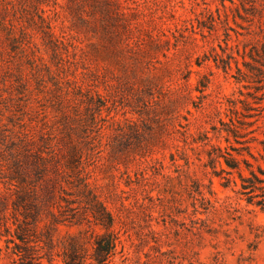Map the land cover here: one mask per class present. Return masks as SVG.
Instances as JSON below:
<instances>
[{"label":"trees","instance_id":"1","mask_svg":"<svg viewBox=\"0 0 264 264\" xmlns=\"http://www.w3.org/2000/svg\"><path fill=\"white\" fill-rule=\"evenodd\" d=\"M92 1L93 26L105 38L101 47L96 44L97 50L116 56L129 51L134 58L133 72L140 71L139 108L132 110L133 115L116 119L125 139L107 148L103 147L101 135L106 124L100 122L115 116L111 109L104 115L108 103L100 89L65 81L46 62L47 77L39 70L34 71V78L24 73L11 75V68L0 74V264H48L46 259L50 264H60L57 255H62L66 264H110L121 238L116 224L122 221L125 228L126 223L109 205L115 198L98 190L92 178L97 170L104 171L113 164L131 189H142L156 200L159 196L144 182L155 173L151 172L154 164L164 169L169 166L163 158L153 155L158 141L171 149V161L178 166L191 168L197 159L214 168L226 163L229 168L215 169V173L238 185L237 171L242 186L234 189L248 195V204L264 211V138L257 135L264 132L260 123L264 109V0H231L233 4L221 0L217 14L207 2L201 10L204 18H197L194 32L188 35L197 43L201 39L204 46L209 45L196 60L200 66L213 60L219 73L235 78L233 95L215 93L214 108H209L211 102H197V97L212 94L205 93L212 79L200 78L194 83L192 73L202 71L194 69L193 63H188L187 74L180 76L176 84L166 78L172 71L169 63L175 54L167 49H178L181 44L179 22L174 26L166 22V26L143 27V32L137 33L136 27L124 20L118 24L113 0ZM36 10L40 14L35 23L43 30L45 44L56 63L64 34L56 30V24L45 14L46 8L38 5ZM195 14L198 17L199 13ZM231 20L242 27H235V43L231 42ZM0 29L6 31L13 48L25 39L40 49L27 22L18 25L5 14ZM208 68L215 73L212 64ZM2 70L0 63V73ZM195 89L201 94H195ZM33 101L42 103L34 105ZM145 114L158 122L157 127L148 126L151 139L143 131ZM167 119L170 127L161 122ZM196 122H200V127L194 130L192 125ZM99 130L97 134L95 131ZM219 136L225 137L228 144L223 145L221 138L214 140ZM256 141L262 144L260 155L253 151ZM105 152L111 157L107 159ZM134 160L138 164L133 167L130 161ZM243 165L250 174H244ZM206 211L194 204L192 214L203 219L199 213ZM84 224L88 227L83 233L70 234L62 252L55 251V237L62 225ZM96 227L101 231L95 235L93 252L88 253L85 232Z\"/></svg>","mask_w":264,"mask_h":264},{"label":"rangeland","instance_id":"2","mask_svg":"<svg viewBox=\"0 0 264 264\" xmlns=\"http://www.w3.org/2000/svg\"><path fill=\"white\" fill-rule=\"evenodd\" d=\"M113 1L115 12H118L119 16L118 24L120 25V20H124L136 27L137 33L143 32V27L161 24L166 26V22L171 26H174L175 22L180 23L183 32L179 34L180 47L176 49L172 46L170 50L167 49L170 54L175 52L169 63L172 71L166 75L170 83L176 84L180 76L187 74L188 63H193L194 69L202 71L192 73L191 80L194 83L200 78L212 79L205 90V93L212 94L197 97V102L206 104L211 102L209 108H214L212 99L215 93L233 95L236 87L235 78L233 76L228 78L224 73H219L213 60L200 66L196 60L198 56L205 54L209 45L204 46L203 40L200 39L197 43L188 36L194 32V23H198L197 18H204L201 10L207 2L217 14L216 8L221 4V0ZM226 2L233 4L231 0ZM38 5L47 9L45 14L49 15L56 24V30L64 34V41L60 44L61 56L57 64L52 61V50L45 44L43 30L35 23L39 20L40 13L36 10ZM195 11L199 13L198 17ZM5 14L6 18H12L18 25L27 22L40 49L25 39L15 49L6 31L0 29V63L3 64L0 74L11 68L9 71L11 75L24 73L34 78V71L39 70L47 77L45 64H52L65 81L93 86L103 92V100L108 103L103 113L107 115L111 109V115L115 116V118L109 116L100 122L106 124V128L101 133L103 147L111 148L112 143L125 139L121 135L122 125L116 119H124V114L133 115L134 108H139L137 82L140 71L133 72L134 58L129 51L123 56H116L103 54L97 50L96 44L99 43L101 47L105 38L93 26L95 19L93 1L11 0L8 3L0 0V20H3ZM239 20L247 24L243 19L239 18ZM231 25L234 27L230 28L233 35L231 42L235 43L237 39L235 27L240 29L242 27L234 20H231ZM196 34L202 36L201 33ZM223 44H226L225 40ZM240 46L242 47L243 44ZM219 48L221 49L220 46ZM209 64H212L215 73L210 71ZM234 72H237L236 68ZM243 89L248 91L246 87ZM194 93L201 94V91L195 89ZM241 96L246 95L241 94ZM40 103L32 102L34 105ZM262 105L264 106V100ZM140 106L142 107V103ZM189 106L196 110L193 103ZM255 106H258V103ZM259 108L261 109L262 106ZM184 111L187 113L185 109ZM261 111L263 115L260 123L264 129V109ZM144 116L146 124L144 135L151 139L152 134L148 126L152 124L157 127L158 122L152 120L148 114ZM225 118L228 119L227 116ZM161 122L171 126L170 119ZM219 124L221 125L220 122ZM192 127L194 130L197 129L200 127V122H196ZM100 131L95 132L98 134ZM257 135L264 138L262 131L257 132ZM218 138H221L223 145L228 144L223 136L215 137L214 140L217 141ZM158 142L154 146L153 155L163 158L169 166L164 169L161 165L154 164L151 172L155 171V173L144 182L153 190V194L159 196L156 200H153L148 193L142 192V189H131L124 179V174L116 170L113 164L106 166L104 171L97 170L92 178L98 190L115 198L114 202L108 203L126 223L125 228L122 221L116 224L121 230V238L110 264H264V211L253 203L248 204V195L234 189L242 186V178L238 172L235 171L239 183L237 185L215 173V169L229 168L226 163H219L214 168L197 159V163L191 168L186 165H175L170 158L171 149L165 147L162 141ZM253 146H256L253 151L260 155L259 148L262 144L256 141ZM105 156L107 159L111 157L109 152H105ZM137 164L138 161H130L133 167ZM243 172L246 175L250 174L249 169L244 165ZM223 182L230 185L226 186ZM194 204L207 209L206 213H199L204 217L203 219H196L192 214ZM86 227L88 224L62 225L55 237V251L62 252L70 234L83 233ZM99 231L101 228L96 227L95 230L90 229L85 232L88 253L93 252L94 238ZM46 261L50 264L47 259ZM56 261L66 264L62 255H57Z\"/></svg>","mask_w":264,"mask_h":264}]
</instances>
